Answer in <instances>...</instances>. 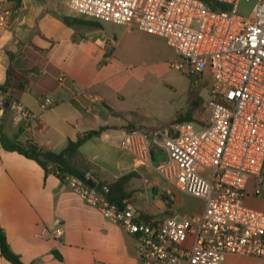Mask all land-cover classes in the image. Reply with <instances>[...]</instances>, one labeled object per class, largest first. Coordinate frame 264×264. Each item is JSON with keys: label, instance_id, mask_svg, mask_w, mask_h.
<instances>
[{"label": "crops", "instance_id": "obj_1", "mask_svg": "<svg viewBox=\"0 0 264 264\" xmlns=\"http://www.w3.org/2000/svg\"><path fill=\"white\" fill-rule=\"evenodd\" d=\"M0 6L11 11L9 23H0V84L6 83L10 67L30 71L28 84L17 97L38 115L28 133L7 116L3 133L60 152L79 135L106 127L80 147L90 172L108 183L131 175L126 184L128 201L143 217L164 219L170 210L178 213V192L121 147L127 126L155 128L144 119L151 117L146 107L159 106L156 69L177 59L165 40L109 22H100V27L68 26L65 17L94 21L71 12L68 0H0ZM208 79L209 75L201 82ZM90 95L97 101L91 102ZM42 97H51L55 106L41 112ZM162 158L160 151L153 154L155 164ZM164 196L173 201L171 209ZM248 207L264 212V201L252 198ZM0 225L11 249L26 264L139 262L136 237L86 205L56 176H46L35 161L1 148ZM58 227L63 230L59 239L41 235L43 229ZM0 264L10 263L0 255ZM224 264H264V260L228 255Z\"/></svg>", "mask_w": 264, "mask_h": 264}, {"label": "built area", "instance_id": "obj_2", "mask_svg": "<svg viewBox=\"0 0 264 264\" xmlns=\"http://www.w3.org/2000/svg\"><path fill=\"white\" fill-rule=\"evenodd\" d=\"M216 1L229 10L213 11L201 0L68 1L78 16L163 38L177 55L171 67L194 84L207 75L212 80L209 123L139 128L126 132L121 144L177 192L202 199L199 217L174 212L147 220L128 200L123 208L108 203L106 188L100 193L68 180L86 205L136 237L138 264H224L228 255L264 260V212L243 203L248 196L264 199V0H246L254 2L248 16L238 13L242 0ZM10 14L0 6V23L8 24ZM54 106L51 97L40 98L41 112ZM7 116L24 133L38 119L0 90V132ZM159 151L163 158L155 164ZM41 235L59 239L63 230L43 229Z\"/></svg>", "mask_w": 264, "mask_h": 264}, {"label": "trees", "instance_id": "obj_3", "mask_svg": "<svg viewBox=\"0 0 264 264\" xmlns=\"http://www.w3.org/2000/svg\"><path fill=\"white\" fill-rule=\"evenodd\" d=\"M9 2L18 3V0H8ZM203 1L211 10L213 11H228L229 6L225 3L218 2L216 0H201ZM18 7V5H15ZM64 23L68 26L75 25H92L95 27H100V21L94 20L85 21L81 18L65 17ZM30 71H17L13 67L8 70V79L6 83L0 84V90L6 93L9 99H17V94L19 91L24 90L25 86L28 84L27 74ZM198 103H192V109L196 108ZM192 113L185 115L178 114L176 118L172 121L170 128L172 126L184 123V122H194ZM107 128L102 127L96 131H89L85 134H81L77 137L75 141H68L66 147L60 152L48 151L40 147L34 142H21L16 138H10L6 136L2 129L0 132V148L9 151L16 152L19 155L24 156L27 159L35 161L44 171L45 175L56 176L60 183L65 185L71 178L77 179L83 185L89 186L88 182L93 181L95 186H99L102 189H107L104 194L105 200L114 204L119 208H123V202L130 199V194L126 191V184L131 175L121 177L115 182L108 183L100 180L96 175L90 172L91 165L86 162L80 155V147L87 140L98 137ZM127 132L134 131L136 127H126ZM90 173L91 177L87 178L86 173ZM164 200L167 203L169 209L172 208L173 201L168 197L164 196ZM166 214H173L170 210ZM147 220H153L152 216H144ZM58 259L61 257L54 252ZM0 255L10 264H26L21 260V257L16 254L10 247L6 234L0 225Z\"/></svg>", "mask_w": 264, "mask_h": 264}, {"label": "rangeland", "instance_id": "obj_4", "mask_svg": "<svg viewBox=\"0 0 264 264\" xmlns=\"http://www.w3.org/2000/svg\"><path fill=\"white\" fill-rule=\"evenodd\" d=\"M253 5V1L247 2L246 0H242L239 4L238 13L242 16H248L252 11ZM156 75L158 77L159 87L155 95L159 106L158 109L146 107L151 117L144 119L145 124L154 126L155 129L166 130L170 128L172 121L178 114L185 115L188 113H192L196 124L209 123L211 118V79L194 84L193 79L187 77L167 63L156 69ZM193 102L198 103L194 109H192ZM249 190H251V187ZM169 192L171 193V191ZM252 198L264 201L262 198L248 196L243 200L246 207H248V202ZM176 211L178 213L200 216L203 211V201L200 198H194L178 192L176 193Z\"/></svg>", "mask_w": 264, "mask_h": 264}, {"label": "water", "instance_id": "obj_5", "mask_svg": "<svg viewBox=\"0 0 264 264\" xmlns=\"http://www.w3.org/2000/svg\"><path fill=\"white\" fill-rule=\"evenodd\" d=\"M88 185H89L90 187L95 188L98 192L103 193V189H102L101 187H99V186H95V184H94L93 181H89V182H88Z\"/></svg>", "mask_w": 264, "mask_h": 264}]
</instances>
